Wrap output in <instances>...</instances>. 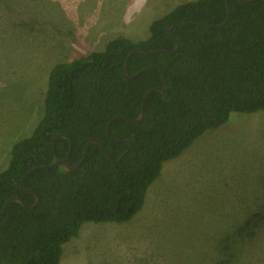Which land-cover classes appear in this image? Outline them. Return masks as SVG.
I'll return each mask as SVG.
<instances>
[{"label": "trees", "instance_id": "obj_1", "mask_svg": "<svg viewBox=\"0 0 264 264\" xmlns=\"http://www.w3.org/2000/svg\"><path fill=\"white\" fill-rule=\"evenodd\" d=\"M228 4L230 18L220 29L181 23L223 22L226 0L188 1L152 21L146 39L116 37L101 51L51 68L42 115L30 135L13 145L0 172V211L13 196L34 203L35 196L18 190V182L30 168L65 158L70 140L72 166L92 138L101 140L114 160L129 147L127 141L130 149L120 162H112L94 143L75 171L57 166L32 172L21 188L36 192L40 203L29 209L14 202L0 216V264H59L62 246L83 223L131 220L166 162L225 124L231 113L264 109V0ZM167 25L179 42L178 52L133 54L128 75L146 67L157 70L127 80L123 69L131 50L174 47ZM161 73L168 93L149 96L141 123L113 121L110 136L117 141L109 140L108 121L118 115L136 118L144 94L163 86ZM57 135L62 137L54 154Z\"/></svg>", "mask_w": 264, "mask_h": 264}, {"label": "rangeland", "instance_id": "obj_2", "mask_svg": "<svg viewBox=\"0 0 264 264\" xmlns=\"http://www.w3.org/2000/svg\"><path fill=\"white\" fill-rule=\"evenodd\" d=\"M188 1L0 0V172L41 117L53 66L146 39ZM59 264H264V109L231 113L166 162L131 220L83 223Z\"/></svg>", "mask_w": 264, "mask_h": 264}, {"label": "water", "instance_id": "obj_3", "mask_svg": "<svg viewBox=\"0 0 264 264\" xmlns=\"http://www.w3.org/2000/svg\"><path fill=\"white\" fill-rule=\"evenodd\" d=\"M240 2L242 3H245V4H250L252 3L253 1L255 0H239ZM226 6H227V14H226V17L224 19L223 22L219 23V24H216V25H208V24H203V23H192V22H183L181 23L182 25H192V24H195V25H201V26H206L208 28H214V29H220L222 27H224L226 25V23L228 22L229 18H230V8H229V4H228V0H226ZM171 25H167L166 27V32L168 34V36L170 38H172L174 40V47L171 49V50H145L144 48H141V47H137V48H134L133 50H131L129 52V54L126 56V59H125V64H124V69H123V76L127 79V80H130V79H133L135 77H137L138 75H140L141 73L145 72V71H148V70H151V69H156L155 67H146L142 70H140L139 72H137L136 74H133V75H128L127 73V70H128V63H129V60L131 58V56L135 53H145V54H149V55H155V54H159V53H164V54H175L176 52H178L179 50V42L172 36V33H171ZM161 80H162V84L163 86L162 87H154V88H151L149 89L143 96V99H142V102H141V107H140V111H139V114L136 118L134 119H129L128 117L126 116H122V115H118V116H115L114 118H112L111 120L108 121V123L106 124V128H105V134L107 136V138L111 141H117L115 139H113L111 136H110V126L111 124L113 123V121L117 120V119H121V120H125L127 122H130V123H133V124H138V123H141L144 119V110H145V105H146V102L149 98V96L155 92V91H159V92H162L164 94H167L168 93V85H167V81H166V78L164 77V75L161 73ZM62 137V135H57L53 141H52V150H53V153L55 154V145H56V142ZM128 144H129V147L123 152V154L121 156H119L116 160H114L110 154L108 153L107 149L105 148L103 142L97 138H92L90 140L87 141V143L85 144L84 146V151H83V156L82 158L79 160V162H77L75 165H70L69 164V158H70V155H71V150H72V146H73V143L72 141L70 140V147H69V150L66 154V157L63 158L62 160H56L54 162H52L51 164L47 165V166H35V167H32L30 168L26 173L25 175L21 178V180L18 182L17 184V188L18 190L20 191H24V192H29V193H32L34 196H35V201L33 204L31 205H28L26 204V202L23 201V199L19 196H13L11 197L9 200H7V202L5 203L4 207L2 208V210L0 211V216L2 214H4L6 212V210L8 209V206L11 204V203H19L21 204L22 206L26 207V208H29V209H33L35 207H37L40 203V197L39 195L32 191V190H25V189H22L21 188V185L22 183L25 181V179L34 171L36 170H47V169H52L54 167H61L63 169H65L66 171H75L77 169V167L82 163V161L85 159L86 155H87V151H88V148L91 144H98L102 151L105 153V155L107 156V158L112 161V162H120L123 157L128 153L129 149H130V142L127 141Z\"/></svg>", "mask_w": 264, "mask_h": 264}]
</instances>
